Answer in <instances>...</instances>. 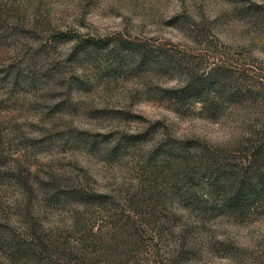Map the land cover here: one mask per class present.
Wrapping results in <instances>:
<instances>
[{
    "label": "rangeland",
    "instance_id": "obj_1",
    "mask_svg": "<svg viewBox=\"0 0 264 264\" xmlns=\"http://www.w3.org/2000/svg\"><path fill=\"white\" fill-rule=\"evenodd\" d=\"M0 264H264V0H0Z\"/></svg>",
    "mask_w": 264,
    "mask_h": 264
},
{
    "label": "trees",
    "instance_id": "obj_2",
    "mask_svg": "<svg viewBox=\"0 0 264 264\" xmlns=\"http://www.w3.org/2000/svg\"><path fill=\"white\" fill-rule=\"evenodd\" d=\"M213 70L214 71H211V73L208 75V80L204 82H198L195 80L193 84L191 82L188 86H186V90L189 91V89L191 88L190 93L196 96H203L206 94L204 84L207 82V87L214 86L215 88H217L219 93L223 92L227 96H234L235 93H238V90L241 89V84L236 78L231 77L227 70L218 69V68H215ZM190 74H194L193 70H191ZM190 93H188L185 96L184 94H180L178 96L180 98L177 100V102L187 100V98L190 97L189 95ZM228 187H229V194H230L229 197L231 198H234V197L237 198L238 196L242 195L247 190L249 191L252 190L251 188L245 187L242 183H237V180L235 179L230 180ZM254 197H255V192L253 191L249 196L246 197L247 200H246V203L244 204H248L250 199H253ZM234 203H232L231 201V204H234ZM228 206H234V205H228Z\"/></svg>",
    "mask_w": 264,
    "mask_h": 264
}]
</instances>
